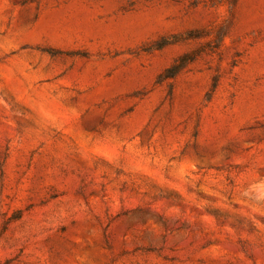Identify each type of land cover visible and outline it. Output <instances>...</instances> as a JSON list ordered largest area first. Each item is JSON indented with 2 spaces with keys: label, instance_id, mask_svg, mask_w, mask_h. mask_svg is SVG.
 I'll list each match as a JSON object with an SVG mask.
<instances>
[{
  "label": "rangeland",
  "instance_id": "obj_1",
  "mask_svg": "<svg viewBox=\"0 0 264 264\" xmlns=\"http://www.w3.org/2000/svg\"><path fill=\"white\" fill-rule=\"evenodd\" d=\"M0 264H264V0H0Z\"/></svg>",
  "mask_w": 264,
  "mask_h": 264
},
{
  "label": "trees",
  "instance_id": "obj_2",
  "mask_svg": "<svg viewBox=\"0 0 264 264\" xmlns=\"http://www.w3.org/2000/svg\"><path fill=\"white\" fill-rule=\"evenodd\" d=\"M183 62H184V59H183ZM183 64H176V65H174L173 67H171V68H169L167 71L169 72V71H171V70H173V72H172V74H170L169 76H173V75H175L176 73H177V71H179V70H181L182 69V66ZM174 70H175V72H174ZM175 73V74H174Z\"/></svg>",
  "mask_w": 264,
  "mask_h": 264
}]
</instances>
